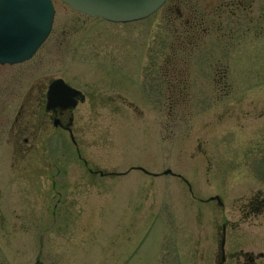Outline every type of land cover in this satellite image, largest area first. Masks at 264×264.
Segmentation results:
<instances>
[{"label": "rangeland", "instance_id": "rangeland-1", "mask_svg": "<svg viewBox=\"0 0 264 264\" xmlns=\"http://www.w3.org/2000/svg\"><path fill=\"white\" fill-rule=\"evenodd\" d=\"M53 6L51 32L33 58L0 67V82L14 77L0 90V116L12 110L19 120L0 134V264H178L177 252L181 264H215L209 253L224 224L226 250L233 225L264 250L263 216L243 218L248 197L264 191V93L226 97L225 88L215 102L208 81L218 72L238 90L264 80V40L248 44L247 33L264 0H167L149 18L118 25ZM187 9L206 17L207 30L191 40L185 62ZM175 53L200 85L180 118L167 116L166 93L155 88ZM118 69L132 79L114 77ZM140 71L148 85L135 78ZM50 78L86 97L71 111V136L39 107ZM215 117L219 128L204 129ZM167 168L179 177L161 174ZM214 196L221 205L202 202Z\"/></svg>", "mask_w": 264, "mask_h": 264}, {"label": "flooded vegetation", "instance_id": "flooded-vegetation-1", "mask_svg": "<svg viewBox=\"0 0 264 264\" xmlns=\"http://www.w3.org/2000/svg\"><path fill=\"white\" fill-rule=\"evenodd\" d=\"M237 1L240 2L241 0H237ZM242 7H244L245 9H249V11L253 9V6H249L247 8V6L242 5ZM203 8H204L203 11H205L206 9H209L208 6L207 7L204 6ZM238 8L239 7H236V9ZM186 12H187L186 16H183V21L180 23V25L184 29L183 33H181L183 40L181 42L180 48L182 47L181 50L182 51L184 50L183 51L184 61L188 62L189 59L187 60V56L185 54H187L186 51H188L191 48L189 46H192L191 40H195V37H197L200 33L199 31L206 32L207 28L205 29V26H203L206 23V17L203 16L202 13H200V11L197 12V10H194V9H191V10L187 9ZM237 13L238 11L232 12V14H234L233 17L236 20L234 21V24H238L239 22H241L239 20ZM231 32H234V30H232ZM247 33L250 35L248 44H252L260 38H262L261 40H264V9L261 10V15L252 16L250 18V20L248 21ZM237 44L238 43H236V45ZM184 45H187L185 49H184ZM176 55L178 54L175 53V54L169 55L166 58L167 63H165L164 71H161L159 73L161 74L160 76L162 77V81L161 82L158 81L157 83L159 84L155 85V88L159 86L160 88L163 89L164 93H166V98L163 100L162 105L165 109H167V112L169 114V115L167 114V116H170V118H173V116L178 118V115L180 118L181 116L185 114V109L188 107L189 103L192 100L190 92L193 91V92L198 93V90L200 87V85L195 84L194 79L192 78L191 74H189L191 73V70L177 68L176 61L178 59H176ZM180 56H182V54ZM180 60L182 61V58H180ZM0 67L4 68L7 66H0ZM138 71L136 72L138 73ZM117 72H119L120 76H123V77L130 76V74H127L126 72L121 71L119 69ZM137 73L135 74V77L147 78L148 76L146 74L140 75L141 71L138 74V76H137ZM214 75H216L217 78L214 77L208 81H210L211 84H209V86L212 87L213 92L215 93V96H214L215 102H218V101L220 102L221 96L223 97L224 95L222 91H225V88H226V97L231 92H233L234 94L238 92L247 93L248 95H250L249 97L251 98H253V94H252L253 92L264 93V80L246 84V85L241 84L242 85V86L240 85L241 88L237 90V87H232L234 85L222 84V82L225 81L226 78L228 77L227 75L225 76L221 73L219 74L218 72H215ZM11 76L12 75L9 74L10 81L0 82V90L5 89V86L8 88L11 84H13L14 77L11 78ZM1 77L2 76L0 75V78ZM47 80H48L47 82H45L46 79L44 80L40 88V99L38 101L39 107L43 110L41 111L44 116L45 122H47L48 120L53 123V121L56 120L58 123V126L56 127L57 129L67 131L68 133L71 132L73 134L75 132L74 129L76 127V124H75L72 112L67 111V110H60L59 108L53 109V110H46V101H47L46 100V90H47V86L49 82L51 81V79H47ZM238 80L240 81V79ZM43 86H44V90H43ZM41 89L42 91H44L43 94H41ZM122 102H125V100L122 99ZM9 103H11V101ZM42 105L44 106V109L42 108ZM2 109L4 108L2 107ZM175 109H177L176 112H175ZM11 111L8 110V115H5V117L1 118L0 116V134L1 135L12 134L14 131V125H16L19 122L18 116H16L15 118L10 116ZM232 111H233L232 108H230L229 113H227V110H226L227 116L233 118ZM263 112H264V109L262 113H260L259 115H262ZM18 113L21 114V111H19ZM236 115H239V114H236ZM246 116L249 118L248 114ZM220 121H221L220 119L215 117L213 120L207 123H203L204 129L209 130L214 127L213 129L216 130L217 128H219V124H221ZM211 132L213 131L212 130L210 132L207 131L206 134H210ZM171 133H172L171 135H173V130ZM25 141H27L26 138L24 139V142ZM76 144L77 142H75V146ZM245 204L247 206L248 211L244 213L246 217L244 216L243 218L248 217L249 219L250 218L255 219L256 217L262 218V216L264 218V191L260 192L258 190L257 192L253 193L250 197H248ZM237 228H238V225H233L231 227V230L233 232V237H232V241L230 239V242H229L230 250H226L225 245L223 249H221L220 245H217L214 252L209 253V257L213 258V261L215 262V264H218V262L221 259H224L223 264H227L226 263L227 260H229V264H264V250H257V248L254 249L253 247H250L251 245H249L248 240H252V238L249 235V233L245 232L246 229L239 230ZM223 231L226 232L225 224L221 226V232L219 233L220 235L219 240H221V236L224 233ZM262 237L264 238V236ZM225 243H226V234H225ZM175 259H176V262H178V264L183 263V260H184L183 255L178 254V252L175 254Z\"/></svg>", "mask_w": 264, "mask_h": 264}, {"label": "water", "instance_id": "water-1", "mask_svg": "<svg viewBox=\"0 0 264 264\" xmlns=\"http://www.w3.org/2000/svg\"><path fill=\"white\" fill-rule=\"evenodd\" d=\"M91 17L127 22L144 18L165 0H61ZM51 0H0V64L29 59L48 36L53 20ZM79 94L56 80L48 90V108L71 109ZM171 173L169 170L164 174ZM223 240L221 245H223Z\"/></svg>", "mask_w": 264, "mask_h": 264}]
</instances>
